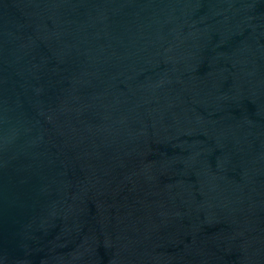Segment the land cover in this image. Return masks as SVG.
I'll use <instances>...</instances> for the list:
<instances>
[{"label": "water", "instance_id": "water-1", "mask_svg": "<svg viewBox=\"0 0 264 264\" xmlns=\"http://www.w3.org/2000/svg\"><path fill=\"white\" fill-rule=\"evenodd\" d=\"M0 264H264V0H0Z\"/></svg>", "mask_w": 264, "mask_h": 264}]
</instances>
